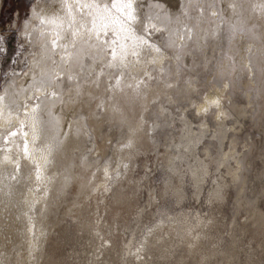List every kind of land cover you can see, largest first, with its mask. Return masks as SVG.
<instances>
[{"label":"bare ground","instance_id":"bare-ground-1","mask_svg":"<svg viewBox=\"0 0 264 264\" xmlns=\"http://www.w3.org/2000/svg\"><path fill=\"white\" fill-rule=\"evenodd\" d=\"M196 2L210 5V13H192ZM75 3L33 4L22 32L30 47L26 70L0 90V264H264L252 258L264 251V202L257 201L264 187L253 200L240 201L247 184L264 174V155L250 176L256 153L238 147L239 128L228 121L240 122L244 106L230 99L225 82L194 100L195 112L179 108L173 117V103L198 91L189 74L178 82V67L195 70L194 55L215 39L229 61L221 73L229 71L236 86L244 71L254 95L264 98L261 0H136L141 19L135 30L144 35L145 25L160 29L147 38L162 55L145 48L138 62L130 56L128 67L119 69L101 64L107 52L97 54L86 45L74 50L70 40L60 42L69 44L67 50H53L56 36L69 32V6L80 20ZM42 18L55 22L41 23ZM241 32L251 55L237 41ZM217 99L219 106L211 103ZM149 151L164 178L158 193L150 189L145 205L138 203L141 177L134 171L149 167L147 156L139 159ZM189 192L205 196V213L186 210ZM230 197L245 204L247 213L239 224L251 250L243 263L233 260L235 222L228 237L222 234L221 208ZM68 226L75 247L65 256L58 249Z\"/></svg>","mask_w":264,"mask_h":264},{"label":"rangeland","instance_id":"rangeland-1","mask_svg":"<svg viewBox=\"0 0 264 264\" xmlns=\"http://www.w3.org/2000/svg\"><path fill=\"white\" fill-rule=\"evenodd\" d=\"M11 1H12V5H10ZM35 2H37V0H2V4L0 8V37H3V40L0 41V49H3V51H0V90L3 88L5 83L10 81L16 75L20 73H24V71L26 70V63L28 61L30 47L27 45L26 41L24 40L23 34H22L23 24L28 19L29 14H30V9ZM192 6L190 8L192 13L196 10H198L199 12L202 11L204 13H208V12L210 13V5L206 4L205 2H199V3L196 2V3H193ZM238 35L240 37L237 39V41H239L241 46L245 48L246 35L242 32L239 33ZM221 49H223L221 41L215 39L210 44H207L201 50V53L195 54L196 56L194 55L195 59L197 58L196 61L199 63V65H197L195 70L188 69V67L186 66L178 67L177 73H176L177 74L176 79L178 80V82L181 80L183 76L189 74L190 79L196 80L198 82V86H197L198 91L193 92L190 97L183 96L173 103V111H174L173 117L178 118V116H176L177 115L176 113L180 111L179 108H182L183 110H187L189 112L190 111L195 112V104L193 103V101L199 99L202 96V93L213 89L214 86L216 85L221 87L224 85L225 82L230 84V88H229L230 99L234 97L233 101L236 100V102L238 101L240 103L239 104L237 102L239 105L244 106L245 113L244 115L239 117V120L241 119L240 120L241 123L234 120V117H230L228 121H229V125L231 126L236 125L239 128V131L237 133L236 142H237V145L239 144V142L241 143L238 145V147L241 149L252 150V156H254L256 153V156L254 157L255 160L252 161L254 163L251 164L250 176H252L254 171L256 170L259 171L261 167L262 155H264L263 154L264 153L263 152L264 150V98L257 97L254 95V90H253L254 83L247 81L248 77L246 76V73L244 71L240 72V75H241L240 82L236 86L231 85L230 82H231L232 76L230 72L225 71L224 73H221V70L227 68V66L229 65V61L224 57L223 50ZM245 50L248 55L252 54V49L245 48ZM202 61L207 62V66L202 68L203 70L200 67L201 66L200 64ZM228 87L229 86H227L226 89H228ZM182 88L183 86H181L180 89ZM232 92H235L239 98L235 96L236 95L235 93H232ZM231 119L233 120V122ZM257 124L259 126H257ZM248 138L250 140H248ZM255 147L257 148V150L255 149ZM145 156H147V159H148L147 165L149 167L142 169L139 166L136 169V171H134V174L141 177V180H140L141 186L139 190L137 191L138 203L146 205V200L148 199V196L150 194V189L154 188L155 190H157V193H158V188L162 184L164 175L158 171L160 165L155 164V159L153 157V151H149L145 155L140 154L139 159H142V158L144 159ZM151 178H154V179H152L151 181ZM253 180L256 186L254 183H252ZM252 182L247 184L245 195L240 200L242 203H244L246 200H250V199L253 200L256 197L257 191L260 190V187L261 188L264 187L263 185L264 184V174L258 180L253 178ZM249 184L251 186H249ZM252 184L254 186H252ZM248 186L250 188H248ZM252 187L254 188L253 190L254 193L249 192L250 189L252 190ZM248 192L249 194L250 193L251 194L249 195ZM189 196H190V199H189V202L187 203L186 210H189V211L203 210L202 212L205 213L206 211L204 209L208 205V202L205 196L200 194L198 198H196L192 192H189ZM257 201L258 203H260L261 206H263V203L261 204V202L262 201L264 202V196H260L257 199ZM221 210H222L221 213L223 212L222 221L226 225V227L225 226L222 227L223 236L228 237V234L230 233L229 228H231L232 223L235 222L234 234L235 236L237 234L236 238L238 239V242L235 248L236 254L233 260L235 262L243 263L246 252L251 251L250 249H248V246H249L248 232L239 228L240 227L239 224L245 221L246 220L245 217H247V213L245 210V204L238 205L235 198L230 197L227 203L223 205ZM72 228H73L72 226H68V232L66 233L65 243L58 249V253L60 255L67 256L68 253H70L72 249L75 247V245H73L75 241V237L71 233ZM252 258L258 259L260 262L264 263V251H259V252L256 251L252 255Z\"/></svg>","mask_w":264,"mask_h":264},{"label":"snow or ice","instance_id":"snow-or-ice-1","mask_svg":"<svg viewBox=\"0 0 264 264\" xmlns=\"http://www.w3.org/2000/svg\"><path fill=\"white\" fill-rule=\"evenodd\" d=\"M136 0H110V2H101V0H76L75 10L80 13V20L77 21L76 15L73 12V8L69 6L67 12L69 14V32L66 36H60L59 34L52 41V48L55 50L57 47H63L65 50L69 47V44H61V41L70 40V46L72 49H77L81 46V50L84 45L89 49H94L97 54L102 52H107V57H101V64L109 69L112 68H127L128 58L131 56L138 58L141 55V51L145 48H149L155 51L157 54L162 55L161 48L150 41L147 37L151 34V31L155 29V25H145L144 35L137 34L135 30V23L140 21V16L138 15L136 6ZM234 7V6H233ZM262 10H264V0L258 5ZM213 16L217 13L213 12ZM45 22H55L54 20L46 21L44 18L41 19V23ZM74 25H76L74 27ZM186 32L189 38L192 35V29L185 25ZM160 31V29H155ZM183 39V37H181ZM3 37H0V41ZM3 51V49H0ZM71 58V56H70ZM61 59H64L61 57ZM155 63V60L151 61ZM55 63V61H53ZM103 74V68L98 75ZM147 75V73H145ZM57 77L53 76L52 80H56ZM69 80H72V76H68ZM121 77H116V84L119 85L121 82ZM142 81H139L137 88ZM43 84V81H41ZM171 87V85H168ZM52 97H56V92L52 91L50 93ZM4 97L0 96V101ZM213 105L219 106V100H213L211 102ZM207 111V108L203 109ZM35 112V108L33 109ZM33 132L35 136L36 132V120H33ZM11 136H15L16 133H10ZM26 135V134H25ZM7 140V137L5 138ZM49 154L51 149H48ZM25 155H28L27 141H25L24 146ZM7 159V157L5 158ZM48 163L47 157L45 158V164ZM17 169L19 165L17 164ZM37 174L39 178V166H37Z\"/></svg>","mask_w":264,"mask_h":264},{"label":"trees","instance_id":"trees-1","mask_svg":"<svg viewBox=\"0 0 264 264\" xmlns=\"http://www.w3.org/2000/svg\"><path fill=\"white\" fill-rule=\"evenodd\" d=\"M10 5H12V1L10 2Z\"/></svg>","mask_w":264,"mask_h":264}]
</instances>
